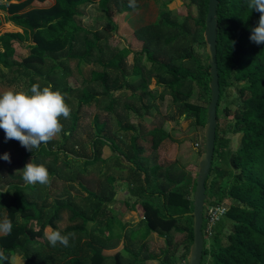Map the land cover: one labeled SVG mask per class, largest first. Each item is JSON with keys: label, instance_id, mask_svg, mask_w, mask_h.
I'll return each instance as SVG.
<instances>
[{"label": "trees", "instance_id": "16d2710c", "mask_svg": "<svg viewBox=\"0 0 264 264\" xmlns=\"http://www.w3.org/2000/svg\"><path fill=\"white\" fill-rule=\"evenodd\" d=\"M2 1L0 9L11 13L9 20L23 31L0 35L4 48L0 52V81L8 87L22 84L24 89L34 83L52 85L64 94L71 115L61 117L60 142L52 139L33 152L16 140H6L0 129V219L7 216L12 222L11 232L0 234V251L9 257L0 264H15L13 257L19 254L21 264H108L109 257L102 250L114 234L113 205L117 201L141 213L138 228L145 231L146 239L152 235L164 238L162 254H152V258L162 255L165 264L186 259L194 240L192 194L197 185V167L184 166L178 160L152 162L154 153L167 141H174L165 126L170 118L157 108L156 115L147 121L126 99H141L150 112L154 104L148 98L171 96L182 120L194 119L202 128L207 125L211 64L203 30L209 0H189L183 21L166 10L157 21L135 29L122 48L111 45L112 32L108 29L103 35L78 21L81 7L97 0H56L49 8L27 11L23 10L33 0ZM146 1L134 0L130 6V0H98V5L117 26L116 15ZM218 1L221 93L206 201L227 204L229 209L211 238L212 248L204 245L202 264H264V44L250 40L260 13L249 8L247 0ZM23 41L30 42L29 53L21 60H10L16 53L15 44ZM131 56L136 62L130 71ZM84 64L91 66L89 75L84 72ZM230 90L238 94L224 107L228 120L222 123L219 113ZM121 102L130 118L122 123L124 133H130L127 151L101 118V112L114 113ZM86 106L98 109L89 123L84 122ZM236 132L240 133V141L237 150L232 151V135ZM105 146L114 152L107 159L103 158ZM4 153H9L10 163L2 159ZM33 158L48 168L49 184L29 185L23 181L22 168ZM223 162L227 164L224 171ZM109 163L128 169L129 176H108ZM73 166H80L75 176H71ZM95 173L98 186L92 188L84 180ZM116 186H126L125 196ZM76 188L81 191L72 198L55 196L63 189ZM50 198L54 199L53 205L47 203ZM66 214L68 223L62 226ZM19 217L25 222H18ZM104 221V226L91 228ZM49 228L62 235L73 234L69 246H51L44 236ZM139 230H131L129 238L136 237ZM175 233L184 234L185 239L171 255ZM113 258L115 264H140L137 256L126 262L121 251Z\"/></svg>", "mask_w": 264, "mask_h": 264}, {"label": "rangeland", "instance_id": "374dc122", "mask_svg": "<svg viewBox=\"0 0 264 264\" xmlns=\"http://www.w3.org/2000/svg\"><path fill=\"white\" fill-rule=\"evenodd\" d=\"M98 1V0H97ZM189 2V0H151L150 2L146 3V7L143 10V4L136 8V9H128L124 12L119 13L116 15L114 22H116L117 26H115L112 22L113 19H110L106 16V14L103 12V10L99 7L98 2H94L90 8L87 10H82L84 16H78V21L85 27L90 28L92 30H99L102 32V34H105V30L107 29L112 32V36L110 38L111 45L116 46L118 48H122L127 45V42L125 40L126 37H128L135 29L139 28L140 25L145 22L153 21L155 16L161 15V13L165 12L166 10H171L173 16L178 19L179 21H183L187 14L186 4ZM167 4L168 6H165ZM142 9V10H141ZM81 11V12H82ZM142 11V13H141ZM143 14V15H142ZM146 15V18H145ZM144 16L145 19L142 17ZM148 16V17H147ZM127 20V23H129L125 28L121 27V23H124V21ZM123 26V25H122ZM206 30V28H205ZM203 30V35L206 40V32ZM207 42V40H206ZM30 42L23 41L18 42L16 45V53L14 57H11L10 60H21L24 56H26L29 53V45ZM200 51H204L203 48H199ZM206 53L208 54L207 49V43H206ZM4 51L3 47L0 48V52ZM114 51L111 50L109 53L112 54ZM135 58L134 56H131L128 59L129 64V70L131 71L133 64H135ZM144 62H147L144 60ZM149 64V63H148ZM84 72L89 75L91 66L84 64ZM23 88V85H17V86H11L8 87L4 85L0 81V90L8 89V88ZM162 87V86H161ZM160 87V89H161ZM236 91L230 90L229 96H225L224 100L221 105L220 109V117L222 123L225 119L228 120V115L224 111V107L227 105H230V101L234 96H236ZM125 101L124 99H122ZM126 102L135 108L139 110L140 115H143L147 121H151V119L156 115L157 108H159L165 116L170 118L169 121L165 123L166 129L169 130L172 134V137L174 139L167 141L163 147L154 153L152 156V162L160 161L161 163H171L175 160L180 161L184 166L194 165L197 167V170L199 172L200 169V161H201V155L200 151H204L205 149V132H206V126L204 128L199 127L194 119H185L182 120L180 118L179 109L176 107L175 104H173L171 96H167L166 99H152L148 98V102L154 104V107L150 110V112H147L146 108L144 107V102L137 98H129L126 99ZM124 103L121 102V105L117 107V111L114 113H107V112H101V118L102 120L109 123L112 134L115 136L117 141L120 145H122V149L124 151L126 150V144L130 141V133H124L125 131L122 130V123L127 122L128 116L127 111L123 105ZM203 105H206V103H203ZM231 109H234L233 105L230 106ZM97 108L95 106L88 107L86 106L83 109V114L85 116L84 122L89 123L93 120V117L97 113ZM231 121L232 119L229 118ZM56 142H60L61 136L60 133L53 138ZM240 141V133L236 132L232 135V151L237 150L238 145ZM113 151L109 146H105L103 149V158H109L113 155ZM218 163L221 162V159L217 158L216 160ZM104 165H102V170L104 169ZM110 165L109 169L107 170L108 176L113 175L114 177H117L118 179L121 178H127L129 176V171L126 168H119L116 165H113L112 163H109ZM221 168H223V171L225 168H227L226 163L221 164ZM101 167V166H100ZM80 170V166H73L72 168V175H76L77 171ZM97 175L98 173L90 178H86L84 182L86 184H89L92 188H97ZM229 179V175L225 177V182ZM105 181V179L103 180ZM119 185V184H118ZM116 190L119 192H123V196L127 193L126 186H116ZM110 188V186H109ZM81 191V189H79ZM79 190L76 189H63L61 192H59L57 195H55L58 198H72L76 191L79 192ZM192 198L194 201V194H192ZM80 202H82L80 199H78ZM48 205H53L54 199L50 198L47 202ZM208 205V203H207ZM227 205V204H226ZM115 206V219H116V227L113 229V236L109 238L108 242L106 243V248L102 250L103 254L109 259L107 260L108 264H115V259L113 256L116 254V252L121 251L124 255V258L126 262L133 261L134 258L137 256L139 258L140 264H165L163 261V256L160 255L157 258H152L150 255L152 254H162L161 250L163 247H165V240L164 238H158L157 235H152L149 239H146V237L143 235L145 232L144 230H139V223L140 219L142 218V215L140 212H136L132 209H127L126 205L123 201H117L114 203ZM193 212V211H192ZM194 218V217H193ZM226 217L223 218L222 221H225ZM107 221V220H106ZM98 223L97 225H91V228H100V226H104L105 222ZM18 222H25V219L22 217L18 218ZM68 223V216L67 214L64 215L63 224L62 226H65ZM126 225V228H123L122 225ZM131 230H139V232L136 233V237L130 239L129 233ZM144 231V232H143ZM185 239V235L181 233H175L172 237V250L170 252L171 255L174 253L180 243ZM222 244H224L225 239L221 240ZM213 240L211 238H205V246L210 250L212 248ZM129 249V251H127ZM190 255V253H189ZM189 255L186 259H183L181 262L178 261L176 264H186L188 263ZM205 258H207V253L205 255ZM148 259L150 261L144 263L143 260ZM13 262L15 264H21L22 257L21 254L16 255L13 257Z\"/></svg>", "mask_w": 264, "mask_h": 264}, {"label": "clouds", "instance_id": "9594fccd", "mask_svg": "<svg viewBox=\"0 0 264 264\" xmlns=\"http://www.w3.org/2000/svg\"><path fill=\"white\" fill-rule=\"evenodd\" d=\"M248 7L260 13L258 25L251 30L250 40L264 44V0H247ZM134 0H130L133 6ZM71 108L64 94L54 90L52 85L41 87L34 83L29 89L8 88L0 90V129H3L6 140H16L29 152L47 144L63 129L61 117L67 119ZM3 160L11 162L9 153H4ZM22 179L29 185H47L50 183L48 168L43 163H35L34 158L22 168ZM12 222L4 216L0 219V234H9ZM62 235L59 230L46 229V240L55 247L57 243L69 246L70 236ZM9 257L0 251V260Z\"/></svg>", "mask_w": 264, "mask_h": 264}, {"label": "water", "instance_id": "95a60500", "mask_svg": "<svg viewBox=\"0 0 264 264\" xmlns=\"http://www.w3.org/2000/svg\"><path fill=\"white\" fill-rule=\"evenodd\" d=\"M218 0H209L208 14L206 18V40L211 64V101L208 107V122L205 132V149L199 163L200 169L197 175V185L194 193V240L191 246L188 264H202L205 239L203 235L204 210L207 204L206 182L211 173L216 148L218 104L220 100V79L217 57L218 41Z\"/></svg>", "mask_w": 264, "mask_h": 264}, {"label": "crops", "instance_id": "0c3cea01", "mask_svg": "<svg viewBox=\"0 0 264 264\" xmlns=\"http://www.w3.org/2000/svg\"><path fill=\"white\" fill-rule=\"evenodd\" d=\"M6 1L7 0H3L2 2L5 3ZM150 1L151 0H147L146 2H144L143 7H142L143 10L146 7V3L150 2ZM55 2H56V0H33L23 11H27V10L34 9V8H49L52 5H54ZM93 4H95V3H86V4H84L81 7L80 11H82L84 9L87 10ZM81 13L82 14L80 16H84L83 11ZM141 13H142V11H141ZM10 16H11V13H9L8 11H5L3 9H0V35L3 34V33H6V32H17V31L22 32L23 31L22 28L16 26L13 22H11L9 20V17ZM158 17H159V15L155 16L154 20L153 21H150V22H145V23L142 22V24L140 25V27L143 26V25L151 24V23L157 21ZM142 18L145 19L146 18V15H145V18H144V16ZM128 24L129 23H127V20H125L124 23H121V27L125 28ZM17 44H18V42L15 44V46ZM1 47H3V44L0 42V48Z\"/></svg>", "mask_w": 264, "mask_h": 264}, {"label": "built area", "instance_id": "2783aa9c", "mask_svg": "<svg viewBox=\"0 0 264 264\" xmlns=\"http://www.w3.org/2000/svg\"><path fill=\"white\" fill-rule=\"evenodd\" d=\"M229 207L224 203L206 204L204 210L203 235L212 238L216 227L227 215Z\"/></svg>", "mask_w": 264, "mask_h": 264}]
</instances>
